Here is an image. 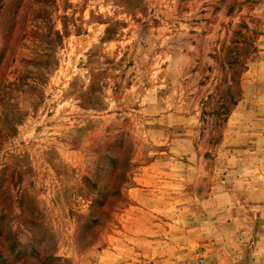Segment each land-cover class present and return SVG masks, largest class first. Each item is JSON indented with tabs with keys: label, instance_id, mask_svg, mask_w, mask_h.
<instances>
[{
	"label": "rangeland",
	"instance_id": "obj_1",
	"mask_svg": "<svg viewBox=\"0 0 264 264\" xmlns=\"http://www.w3.org/2000/svg\"><path fill=\"white\" fill-rule=\"evenodd\" d=\"M0 264H264V0H0Z\"/></svg>",
	"mask_w": 264,
	"mask_h": 264
}]
</instances>
